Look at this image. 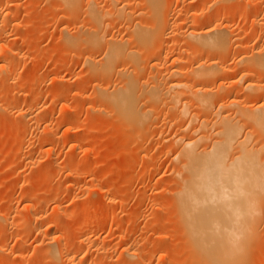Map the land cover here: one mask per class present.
I'll return each mask as SVG.
<instances>
[{
  "label": "rangeland",
  "instance_id": "obj_1",
  "mask_svg": "<svg viewBox=\"0 0 264 264\" xmlns=\"http://www.w3.org/2000/svg\"><path fill=\"white\" fill-rule=\"evenodd\" d=\"M54 1L56 0H0L3 4V11H7L9 5L13 6L10 12L7 11L10 15L6 25L8 26L6 35L22 39L15 46L8 43L10 50L13 51L9 53L11 54L8 59L10 63H6V69H8L5 71V73L8 70L15 72L10 73L15 74L14 77L19 83V85L16 83L19 86L16 89L17 92L12 91L14 84L5 80L7 76H3L4 79L0 78V264H72L70 260L75 255L77 261L84 264H188L189 254L185 249V246L189 244L186 242L188 236L182 234L184 233V221L180 218L182 217L180 211H177L178 207L180 210L179 190L182 189L184 183L183 177L176 172L179 161L177 152L175 153L176 147L171 144L173 141L169 137L173 140V134L177 129L182 132L185 130V133L189 134L187 130L191 131L198 121L195 118L194 123L188 124L190 122H188V117L185 118L186 115L182 117L183 120L182 118L177 119L179 126L175 125L173 121H170L171 117L172 119L176 117L175 114L171 115L170 111L167 112L171 117L167 112L165 114L169 107L166 105L169 102H166L165 98L168 97H164L165 101H163L160 96L159 102L157 100L154 102L151 93L152 91L155 93L152 85L156 86L159 80L162 87L158 84L155 87L156 90L160 86L159 93L168 96L166 90L164 92L162 88L169 87L168 83L171 81L168 76L169 80H167L166 75H163V81L162 72L174 65L191 66L189 60L175 63V59L179 58V53L184 51V56L187 52L191 53L194 47L186 43L185 39V41L181 39L182 42L173 41L171 35L176 33L175 29H168L169 31L164 32L165 35L159 37L160 40L156 31H151L148 42L145 44L139 42V44L137 38L136 43L135 40L133 41L132 34L129 32L132 29L129 26V30L126 29L127 27L124 29L125 26H115V28L107 26V30H111L108 31L110 36L107 35V39H111L112 36L116 44L117 42L126 44L128 49L125 50L127 47L124 46L125 55L130 51V57L124 56L128 61L119 60L117 64H121H115V72L113 71L114 73L108 76L110 79L107 77L108 80L105 83L107 89H110V92L120 89L126 85V81L120 82L124 80L123 72L128 71L133 78L136 74L132 72L137 71L139 73L137 77H134L135 80L131 79L134 82L137 80L135 83L139 81L140 90L139 87L138 90L140 92L137 93H145L144 91L148 89L146 92L150 93L147 95L152 97L146 96L151 99V102L143 94H140L142 98L138 95L141 100L137 98L140 102L142 101L140 104L142 106L138 102L139 109L142 107V110L146 109L147 113L151 111L148 116L150 119L147 118L148 121H144L148 126L146 129L142 122H140L141 126L134 123L132 127L135 129L128 127L127 118L123 119L124 124L121 122L118 124L116 119L118 112L109 101L105 104L104 101L99 100L97 95L99 89L95 90L98 88V81H101L98 72L92 73L85 60L88 55L101 60L104 57V50L101 51L102 46H99L92 51L93 49L90 50L84 40L85 45H80L83 44L80 41L83 39L80 33L82 35L84 31L88 33L89 28L83 12L86 0L83 1L84 5L83 2L80 3L78 15L74 17L70 14L69 16ZM98 1L102 4L107 2L106 0ZM131 1H135L134 4ZM131 1V5L138 6L137 9H139L138 2ZM179 1L172 0L173 7L181 9L182 5L178 3ZM201 1H199L201 5H198L201 7L197 12L198 15H189L188 25L185 24V27L199 28L204 21L215 16H218V22L223 21L225 14L230 11L233 15L229 14L231 19L228 24L225 23L231 30L230 32L233 34L235 31L236 38L246 41L247 37L243 30L248 27V32L254 33L250 49L255 45L264 47V30L257 26V21L264 18V0H216L212 4H203ZM217 1L218 4L215 7ZM107 4H110V0ZM209 5H212L211 9ZM220 7L223 9L221 10ZM175 16L177 14L173 12L171 19L173 20ZM129 19L133 21L135 17ZM190 27L188 28L191 29ZM66 28L72 35H79L81 39L76 41L78 45H70L67 42ZM255 28L258 31H255ZM114 35L117 38L113 37ZM113 41L109 43L107 41L108 47L116 45ZM141 44L144 45L141 46ZM106 45L103 49H106ZM235 50V55H232L228 63L229 65L232 63L231 66L236 68L239 57L247 52L241 48ZM130 58L133 61H130ZM235 68H232L233 73L230 71L227 76L225 74L226 78L224 77L231 86L234 85L233 81H237L236 78L241 81L239 77L241 75L236 76L239 68ZM28 81L31 82L21 86L22 83ZM172 81H174L173 78ZM219 81L216 85H219ZM214 83L211 81L209 85ZM164 85L166 87H163ZM177 89L179 91L180 89L182 91L191 90L189 87ZM228 90L227 88L225 91ZM229 92L226 93L229 94ZM248 93L240 92L244 96ZM233 94L236 97L239 96L238 99L242 101L248 99L247 95L245 98L236 91ZM143 100L147 103H145L146 106ZM149 102L154 106L157 105L158 108L163 109L165 106L166 110L163 109V112L161 109L160 114V111L158 113L156 107L154 110ZM27 108L32 109L39 121L36 127H33L34 130L32 128L31 132L29 130V137L32 141L29 145L22 146L25 123L21 113ZM161 115L167 117V124H173L176 128L164 123L162 118L165 116ZM70 125L73 130L71 128L72 131L70 130L67 134V126ZM188 127L190 130L187 129ZM144 129L146 133H137ZM128 132L131 137L133 136L132 141L131 137L130 140L124 141ZM207 132L211 133L210 130ZM174 136L178 137L179 132ZM135 137L141 143L145 142L151 149L131 153ZM260 157L262 159L263 154ZM150 162L157 165L159 169L156 168L158 170L153 169L154 171L150 172L148 170ZM102 195L106 197V200ZM28 204L33 208L34 220L30 216L27 218L25 209L28 208ZM216 204L213 203V206ZM95 205L97 208L94 207ZM58 207L61 208L58 209L59 211L56 209ZM76 214H80L81 218L75 217ZM113 214H116V217ZM212 215L214 216L209 226L220 225L225 228L229 226L230 216L221 211ZM36 216L37 218L40 216V220ZM93 219L97 221L94 227H90L89 224ZM260 227L257 231L259 234H255L254 241L250 243L254 242V244L250 250L248 249L249 256L255 252L254 256L248 259L251 264H259L261 257H264V227L263 225ZM250 251L253 252L250 254Z\"/></svg>",
  "mask_w": 264,
  "mask_h": 264
},
{
  "label": "bare ground",
  "instance_id": "obj_2",
  "mask_svg": "<svg viewBox=\"0 0 264 264\" xmlns=\"http://www.w3.org/2000/svg\"><path fill=\"white\" fill-rule=\"evenodd\" d=\"M83 1L84 0H56L54 2H56L58 6L63 9V11L65 10V12L68 15L70 14L71 16L74 17V15L76 14L78 15L80 9L79 5ZM106 1L108 2V0ZM130 1L131 0H110L109 5L107 4V2L105 4L103 3L104 4L103 5L98 0H86L85 1L86 5H84L85 4L84 2L82 4L84 5L85 8L83 11L85 15L84 14L83 15L86 17L89 24V28L87 29L88 33L84 31L83 33L84 36L82 35V33H80L81 38H83L81 39L79 35H77L78 37L74 34L72 35L71 32H69L68 29L66 28L65 29L66 40L68 43H70V45L73 44L75 46L78 45V43L76 44V41L78 39H81L80 40L81 42H83L84 40L86 41L88 48L90 50L93 49L92 51H95L94 50L95 48L102 46V49L101 48L100 49L101 51L104 50L103 51L104 57L101 60H97L95 57H91V56L89 57V55L87 59L85 58L89 66V70L92 71V73L98 72L100 76L101 81L97 80L99 82L97 84L98 88H95V90L99 89L97 93L99 100L104 101L105 104H107V101H109L112 104L115 111L118 112V114L116 115L118 124L120 122L124 124L123 119L125 120L127 118L126 121H128V127L131 126V128H134L132 127L134 123L139 124V126H141L140 122H142L143 124L142 123L141 124L143 126L145 124V129L148 126H146V123H144V121L146 122L150 114L149 112L151 111H148L147 113L146 109H145L146 112L145 110H142V107L141 109H139L138 102H140L141 100L140 98H142L143 96L145 98L146 96L149 97V95L147 94L150 92H146V90H148L146 89L144 91L146 94L137 93L140 92L139 91L140 86H138L140 85L139 81L138 83H135L137 82V80L134 82L131 79H134L135 76L137 77L139 72L137 71H134L135 73L132 72V74H136L132 78V76L128 74L129 73L128 71L127 73H125L126 71L123 70L125 76L123 77L124 80L120 79L122 80L120 82L123 83V81L124 82L126 81L125 82L126 85H124L120 89H115L112 92H110V89L109 90L107 89V85L105 84L107 83L108 80L107 77L108 76L110 77V75L115 72V68H116L115 66L121 64V63L117 64V62H119V60L122 59L126 61L127 59H125V57L127 55H128L127 58L130 57L129 50H127L129 51V54L126 55L124 54L126 53L125 50L128 49L126 44H118L119 42H117L116 44L115 38H112V36L110 37L111 39H107V37L110 36L108 31H111V30H107L108 28L107 26H111V27L114 26L113 28H115V26L117 27L125 26L124 29L126 27H127L126 29H128L129 26L130 29H132V31H130L129 29L128 30L132 34L131 36L133 38V41L135 40L136 43V38H137L138 41L137 43L142 42L144 44L148 42L147 39H149L151 31H156L157 37L159 39V37L165 35L164 32H167L168 29L171 30L175 29L176 33L171 35L173 41L182 42L181 39L183 40L185 39L186 43H189L194 47L193 51H190L191 53L187 52L186 54L187 56L186 55L184 56L183 54L185 52L184 51L181 54L179 53V58L175 59V63L176 62L181 63V61L183 60H189L191 61V66L179 67L180 65L179 66L174 65L172 67H167L166 70L162 72L163 74L161 73L163 81H164L163 75L164 76L166 75V78L168 76L170 80L168 78L167 80L171 81V83H168L169 87H166L164 85L163 87L166 88L165 89L162 88L164 92L166 90L168 96L167 95L164 96L163 93L161 92L160 93L162 95L159 93L158 90L160 89L161 91V87H162L160 85L161 82L159 80L158 81L160 82V84L157 81L156 86L152 85V87H154L153 89H155L154 90L155 93H153L152 91L151 94L153 95V98L150 96L152 100L154 99V102L155 100L159 102L158 98L160 96L162 97L161 99H163L164 97H168L165 98L167 99L166 102L167 101L169 102V104L168 103L166 104L165 102L167 107L169 105L168 109L166 110L164 109L165 106L163 105L162 106L163 109L166 110L165 114L167 111H170V113L172 112L171 115L175 114L174 116L176 117L172 119L171 115H169V113L167 112V114L171 117L170 121H173L175 125H178L177 123L178 118L181 119L186 115L187 116L185 118L188 117L187 118L188 122H190L188 124H191V122L194 123V121L196 120L195 118H197L196 121H198V124L197 125L194 124L195 127H193L191 131L187 130V132H190L189 134L185 133L186 132L185 130H183L182 132L179 129H177L175 133L178 134L179 132V136L175 137L174 136L175 133H174L173 140L172 137L171 138L169 137V139L173 141V143L171 142V144L176 147L175 153L177 152L176 155L179 161L178 168H176L177 166L175 165L176 166L175 168L177 170L176 172L178 175L183 177L182 181L184 183V184L182 183L183 184L182 187L180 186L182 188L181 190H179V195H178L179 196L178 201H180V205H179L180 210L178 207L177 211H180V216H182L180 218L184 221L183 222L184 233L182 234L188 236L186 242H188L189 244L185 246V249L188 251L189 254V260L187 263L188 264H247V263L249 264L250 263L248 261L249 257L254 256L253 254L255 253V252L252 253V255L250 256L248 255V249L249 250L251 249V246L254 244V242L253 244L250 243L254 241L255 234L258 233L257 231L259 228H261L260 226L263 225L264 227V81H261L262 79H264V47L263 45L261 47L260 46L257 47L255 45L256 47L253 46V48L251 47L252 49H250V45L252 44V39H253L252 34L254 33L250 34L248 32V27L243 30L244 34L247 37L246 41L245 40L241 41L240 38H236L235 31L233 33L235 36L230 32L231 30L228 29V25L225 24V23L228 24L229 23L228 21H230L231 19V16L229 15L231 14L230 11L228 14H225L224 16L225 20L223 21L221 20L222 22L219 21L221 23L218 22V18H217L218 16H215L212 17L210 20L204 21V23L199 28L198 27L195 28L194 25H193L194 27L191 26L192 28L188 26L191 29H189L187 26L186 28L184 25L188 23L189 15L191 14L192 16L196 14L198 15L197 12L200 10L199 9L200 6L198 7V5L200 4L199 2L200 0L197 1L199 2L198 4L197 2L194 3L193 2L194 0H180L178 3L182 5V7L180 6L181 9L180 8L178 9L177 7L176 8L173 7V2H171L172 0L171 1L170 0H140V1L136 0V2H138L139 4V9H137L138 6L137 7L135 6L136 7L135 8L133 7L134 5H131V3L134 4L135 1H131V3ZM213 1L216 0H205V1L202 0L201 3L212 4ZM226 1H222V2H226ZM120 2L122 3L120 4ZM217 4L218 1L215 4V7H217ZM12 8L13 6L9 5L7 11L10 12ZM133 8H135L136 11H134L135 9ZM209 8L211 9L212 5H209ZM3 9H4L3 4H1L0 2V37L3 36V38H0V78L4 79V77L7 76L5 77V80L12 82L14 84L13 86L14 88L12 87L13 88L12 91L17 92L16 89H18L17 87L19 86H17L16 83L18 82L16 81L17 79L14 77L15 74H12L15 72L11 70L12 73H10L11 71L8 70L7 72L9 73L5 75L7 73V72L5 73V71L8 69V68L6 69V65L10 63L8 59H9V55L11 54L9 53H12L13 51L10 50L11 47L9 46L8 43L14 44L15 46L16 44H19L20 40L22 39H20V37L12 38L6 35L7 34L6 29L8 27V26L6 27V25L8 24L7 21L9 19L10 13L7 12L6 10L4 11H6L7 13L4 12ZM222 9L223 8H221V10ZM173 12H176L177 16H175V18L172 20L171 17ZM130 17H135V19L132 21L133 18L129 19ZM111 18L112 20H110ZM190 19H192L191 16ZM257 26L259 29L263 28L264 30L263 17L257 21ZM255 29H256L255 31H258L257 28ZM113 37H116V35H114ZM117 40L119 41V39ZM124 40L125 39H123V41ZM107 41L108 43L113 41V43L115 42L114 44L116 45L112 47H108ZM126 41L125 43H127ZM103 44L104 45L107 44L106 49H103L105 48ZM144 44H141V46ZM80 45L84 46L85 42H83V44ZM124 46L127 47L125 48V50H124ZM85 47L87 48V46ZM239 48L247 52L244 56L239 57L237 63L235 61L237 67L239 68V70L237 69L239 72L237 73V75L236 74L235 75L238 76L240 74L241 76L239 77L242 82L239 81L238 78H236V76L234 75L235 76L234 79L235 78L237 79V81L235 80L237 83L233 81L232 84L234 85L231 86V84L227 80H225L224 77L225 74L227 76V73H229L230 71L233 73L232 68L235 67L233 65L231 66L232 63L229 65L228 61L230 60L232 55L233 56L235 55L234 54L236 51L235 49H239ZM158 55L161 56L162 54H158ZM131 60L132 59L130 58V61ZM120 71H118L119 74ZM3 72L5 74H3ZM127 75L129 78L127 77ZM125 77H127L128 79L127 78L125 79ZM172 78L174 79V81H172ZM211 81L215 83L209 85V82ZM218 81H219V85H216V82ZM30 82L31 81L25 82L24 84L22 83L21 86L25 84L27 85ZM162 83L164 84V82ZM158 84L161 87L159 86V89L156 90L155 87H157ZM180 87L181 88L189 87L191 90L184 89L182 91ZM144 88L142 89L144 90ZM177 88H179L181 91H179ZM227 88L229 90L225 91ZM12 91L11 94H13ZM222 91L225 92L221 93ZM235 91L239 93V95H243V96L244 94H240L241 91L242 93L243 91L245 93L249 92L248 94H246L248 96V99L246 101L244 100L242 101L238 99L239 96L236 97L233 94V92ZM226 92H229V94ZM140 94H143V96L141 95L140 97ZM215 94L217 97L215 96ZM138 95L140 98L138 97ZM246 95L244 96L245 98L247 97ZM137 98H139L140 100ZM149 98L146 99L150 101L151 99ZM214 98L217 100L216 102L214 101ZM165 99H163V101H165ZM144 100L143 103L146 106L147 103L144 102ZM141 102L139 103V105L141 104ZM261 102L262 104H260ZM150 105L153 106L154 110L156 107L158 113L160 111L161 114L162 108L160 107L158 108L157 105L154 106L153 103H150ZM151 106L148 107L151 108ZM188 113L190 114L189 116ZM21 114H22L21 117L24 120L23 122L25 123V127H24L25 130H23L24 132L22 134L23 137L21 140V144L22 146H27L29 145V142L32 141L30 140L31 138L29 137V130L31 128L33 129V127L34 128L36 127L35 125H37L36 123H38L39 119L35 117V113L32 112V109L30 108H27L24 111L22 110ZM161 116H165V115H161ZM162 119H164V123L166 122L167 124V120H166L167 117L165 116ZM181 120H183V118ZM170 125L175 126L173 124ZM186 126H187V122H186ZM190 127H188L187 129L190 130ZM71 128L73 130V127L71 125L67 126V134H69ZM145 129L144 131L141 132L137 131V133H146ZM136 130L138 129L136 128ZM209 130L211 131V133L207 132ZM128 133L124 141L130 140L131 135L130 133L129 134ZM132 138L133 136L131 137V141L133 140ZM134 139L135 140L133 144L130 142L132 144V148L130 150L131 153L140 152V151L143 152V150H148L150 148V146L146 145L145 142L141 143L138 139H136V137ZM261 153L263 154L262 159H261L262 156L260 157V155H262ZM156 168H158V166L157 165L155 166L153 162L152 163L150 162V164L148 165V170L150 172L153 169L154 170L159 169ZM176 182H178V180ZM102 197L104 196L102 195ZM105 198L106 197H104V199ZM213 203H217L216 206H213ZM94 207L97 208L96 205ZM32 209L33 208L30 205L28 206L27 209H25L27 212L26 213L27 218L30 216L32 219L33 218L35 219L34 217L35 215ZM56 209L58 210L61 208L58 207ZM219 211L230 216L229 217L230 219H228L229 226L227 228L222 227L220 225H217L216 227L209 226L211 224L212 216H214L212 214L218 213ZM39 217L40 216H38L37 218L36 216L37 219H39ZM75 217H77L78 219L81 218L80 214H76ZM176 218L178 219L179 217ZM95 221L97 220L94 219L91 220L89 226L94 227ZM81 243L83 242L81 241ZM251 252L253 251H250L249 253L251 254ZM252 259L253 257L251 258V260ZM70 262H72V264H84L80 261H77L76 255L73 256V258H71ZM258 263L264 264L263 256L261 257Z\"/></svg>",
  "mask_w": 264,
  "mask_h": 264
}]
</instances>
